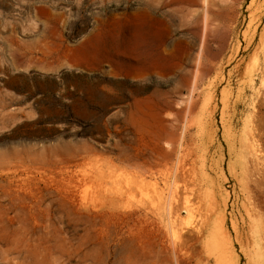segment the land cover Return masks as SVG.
Instances as JSON below:
<instances>
[{"label":"rangeland","instance_id":"1","mask_svg":"<svg viewBox=\"0 0 264 264\" xmlns=\"http://www.w3.org/2000/svg\"><path fill=\"white\" fill-rule=\"evenodd\" d=\"M262 124L264 0H0V264H264Z\"/></svg>","mask_w":264,"mask_h":264},{"label":"bare ground","instance_id":"2","mask_svg":"<svg viewBox=\"0 0 264 264\" xmlns=\"http://www.w3.org/2000/svg\"><path fill=\"white\" fill-rule=\"evenodd\" d=\"M194 83H195V82H194ZM194 83H193V84H194ZM195 84L198 85L199 83H198V84L195 83ZM198 86H199V85H198ZM195 88H196V87H195ZM194 102L196 103V100H195V101L193 100V103H194ZM191 103H192V100H191ZM188 104H189V102H188ZM170 105H171V104H170ZM192 105H193V104H191L190 106H192ZM194 106H195V105H193V106L191 107L192 110H193V107H194ZM197 106H198V104H197ZM171 107H172V106H171ZM188 107H189V105H188ZM195 108H196V107H194V110H195ZM188 109H189V108H188ZM185 110H186V109H185ZM187 111H188V110H187ZM190 112H191V111H190ZM190 112H189V113H190ZM192 112H193V111H192ZM192 112H191V113H192ZM176 113H177V112H176ZM184 114H185V113H184ZM179 115H180V114H179ZM186 115H187V112H186ZM186 115H185V116H186ZM190 115H191V114H190ZM183 116H184V115H183ZM190 117H192V116H190ZM187 119H188V118H187ZM189 122H190V121H189ZM191 122H192V119H191ZM191 122H190V124H191ZM195 123H196V122H195ZM195 123H194V124H195ZM183 124H184V123H183ZM196 124H197V123H196ZM196 124H195V125H196ZM167 125H168V124H167ZM186 125H187V124H186ZM188 125H189V124H188ZM263 125H264V124H262V125H260V126L264 127ZM172 126H173V125H172ZM193 126H194V125H193ZM196 126H197V125H196ZM161 127H162V126H161ZM188 127H189V126H188ZM190 127H191V126H190ZM262 127H259V126H258V128H260V131H261V129H262V131H263V128H262ZM250 128H251V127H250ZM253 128H255V127H253ZM172 129H173V128H171L170 130L173 131ZM186 129H187V128H186ZM252 130H253V129H252ZM252 130H251L250 134H247V136L249 135L248 139H252V140H253V137L258 136L259 134L257 135V133H255V132L252 131ZM256 130H259V129L255 128V131H256ZM252 132H253V134H252ZM168 133H169V132H168ZM173 133H174V131H173ZM175 133H176V132H175ZM254 133L256 134L255 136H254ZM259 133H260V132H259ZM263 133H264V132H263ZM263 133L261 134L262 137L264 136ZM166 134H167V133H166ZM259 136H260V135H259ZM259 136H258V137H259ZM166 137H167V136H166ZM258 137H257L256 139H258ZM163 138H164V137H163ZM167 138H168V137H167ZM174 138H175V137H174ZM174 138L172 139L171 137H169L168 139H169V140L171 139V142H172V140H174ZM177 138H178V137H177ZM260 138H261V137H260ZM263 138H264V137H263ZM158 139H159V138H158ZM194 139H196V137H195ZM194 139H193V140H194ZM160 140L162 141V139H160ZM164 141H165V140H164ZM178 141H179V140H178ZM189 141H190V140H189ZM191 141H192V140H191ZM258 141H259V140H258ZM262 141L264 142V140H262ZM262 141H261V143H262ZM192 142H194V141H192ZM192 142H189L190 144L187 143V144H185V145H189V146H190ZM196 142H197V140H196ZM244 143H245V142H244ZM259 143H260V142H259ZM192 144H193V143H192ZM254 144H255V142H254ZM256 144H258V143L256 142ZM256 144H255V146H256ZM194 145H196V144H193L192 146H194ZM246 145H247V148H249V150H248L249 152L246 151V153H249V154H250V157H249V155H247V154H244V155H247V156H246V159H247V157H248L249 160L247 159V161L250 162V165H249V166L245 165L244 167H242V169H243V168H244V169H243V170L241 169V172L243 171L242 174L244 173V174H245L244 177H246V178H245L246 182H245V180H244V181L242 180V182H245V185H244L245 190H244V191L247 192V193H246L247 195H246L245 193H244V194H245V196H247V198L249 197L248 199H250V198L252 199V198H253V200L256 199L257 195L261 196V197H262V198L260 197V198H261V201H260L258 198L256 199L257 201H260V202H257V201H255V200H254L253 202H254V203H255V202L259 203L258 206H260V205H262V204L264 205V178H263L264 175L262 176V174H264V156H263V155H260L261 153L259 154L258 151H259L260 149H257V150H258V151H257L258 153L256 152V147H254L252 141L247 142ZM169 146H171V144H170ZM179 146H180V145H179ZM182 146H183V145H182ZM189 146H188V147H189ZM192 146H190V147H192ZM258 146L260 147L261 145H258ZM171 147H172V146H171ZM171 147H170V148H171ZM176 147H177V146H176ZM176 147H175V149L177 150ZM180 147H181V146H180ZM239 147H241V146H239ZM243 147H244V145H243ZM261 147L264 148V143H263V145H262ZM261 147H260V148H261ZM184 148L186 149L187 146L184 147ZM192 148H193V147H192ZM192 148H191V152H188L189 155H190V153L193 154V152H192ZM194 148H195V146H194ZM245 148H246V147H245ZM247 148H246V149H247ZM180 149H181V148H180ZM182 149H183V147H182ZM185 149H183V150L187 152V149H186V150H185ZM242 149H244V148H242ZM170 150H171V149H170ZM183 150H182V153H184V155H185V152H183ZM188 150H190V148H189ZM203 150H204V149H203ZM263 150H264V149H263ZM263 150L261 149V151H263ZM168 151H169V149H168ZM193 151H195V153H196V150L193 149ZM204 151H205V150H204ZM239 151H240V149H239ZM243 151H244V150H243ZM243 151H242V154H243ZM261 151H260V152H261ZM179 152H180V150H179ZM180 153H181V152H180ZM180 153H179V157H180ZM182 153H181V155H182ZM263 153H264V152H263ZM263 153H262V154H263ZM173 154H174V153H173ZM175 155H176V154H175ZM184 155H182V156H184ZM186 155H187V153H186ZM186 155H185V156H186ZM201 155H202V154H201ZM203 155H204V154H203ZM190 156H191V155H190ZM190 156H189V157H190ZM194 156H195V154H194ZM196 156H197V155H196ZM196 156H195V157H196ZM199 156H200V154L198 155V157H199ZM168 157H169V156H168ZM177 157H178V156H177ZM186 157L188 158V155H187ZM191 157H192V156H191ZM195 157H194V158H195ZM201 157H202V156H201ZM244 157H245V156H244ZM162 158H163V157H162ZM242 158H243V156H242ZM180 159H181V158H180ZM180 159H179V160H180ZM182 159H183V157H182ZM185 159H186V158H185ZM185 159H184V160H185ZM191 159L194 160L193 157H192ZM202 159H203V158H202ZM202 159H200V160H202ZM204 159H205V158H204ZM243 159H244V158H243ZM246 159H245V160H246ZM184 160H180V161H183V162H184ZM245 160H243V161H245ZM162 161H163V160H162ZM167 161H168V160H167ZM185 161H186V160H185ZM198 161H199V159H198ZM241 161H242V160H241ZM247 161H246V162H247ZM163 162H165V158H164V161H163ZM178 162H179V161H178ZM200 162H201V161H200ZM165 163H167V162H165ZM179 163H180V162H179ZM187 163H188V162H187ZM187 163H185V164L183 163V164L186 165ZM194 163H195V162H194ZM242 163H243V162H242ZM247 163H248V162H247ZM177 164H178V163H177ZM180 164H181V163H180ZM191 164L193 165V163H191ZM191 164H190V165H191ZM200 164H201V163H200ZM202 164H203V162H202ZM244 164H245V163H244ZM244 164H243V165H244ZM165 165H166V164H165ZM172 165H173V164H172ZM175 165H176V164H175ZM184 165H183V166H184ZM198 165H199V164H198ZM187 166H188V165H187ZM202 166H204V165H202ZM241 166H242V165H241ZM164 167H165V166H164ZM176 167H177V166H176ZM181 167H182V166H181ZM167 168H168V167H167ZM182 168H183V167H182ZM184 168L186 169V167H184ZM184 168H183V169H184ZM190 168H192V167L189 166V167H188V170H189V172L192 173L193 170H191ZM164 169H166V168H164ZM171 169H172V167L170 168V170H169V169H168V170L171 171ZM179 169H180V167H179ZM183 169H182V170H183ZM195 169H196V165H195L194 170H195ZM180 170H181V169H180ZM180 170H178V173L182 171V170H181V171H180ZM188 170H186V171L188 172ZM190 170H191V171H190ZM183 171H185V170H183ZM183 171H182V172H183ZM199 171H200V170H199ZM165 172H166V170H165ZM187 172H185V173H187ZM189 172H188V173H189ZM166 173H167V172H166ZM191 173H189V174H187V175H189V177H190V174H191ZM168 174H169V173H168ZM168 174H166V176H167ZM195 174H196V172H195ZM242 174H241V176H242ZM164 175H165V173H164ZM182 175H183V174H182ZM182 175H181V179H182ZM184 176H185L186 178L188 177V176H186V174H184ZM178 177H180V174H177L176 172H174V174H173V178H174L173 181L181 182L182 180H181V181H178V180H179ZM185 177L183 178L184 181H185V179H186ZM189 177H188V178H189ZM193 177L195 178V176H191L190 178L192 179ZM188 178H187V179H188ZM190 178H189V179H190ZM191 179H190V180H191ZM241 179H243V176L241 177ZM241 179H240V180H241ZM190 180H189V181H190ZM238 180H239V179H238ZM173 181H172V183L174 184ZM184 181H183V182H184ZM186 181H187V180H186ZM186 181H185V182H186ZM185 182H184V183H185ZM198 182H199V181L197 180V183H198ZM200 182H201V180H200ZM172 183H171V185H173ZM175 183H176V182H175ZM192 183H193V182L191 181V184H192ZM197 183L195 184L196 187H197L198 185H200V184L197 185ZM177 184H178V183H177ZM177 184H176V185H177ZM181 184H182V186H183V183H181ZM186 184H189V182H188V183H185V186H186ZM191 184H190L189 186L192 188ZM243 184H244V183H242V185H241V181H240V186H243ZM178 185H179V184H178ZM193 186H194V185H193ZM172 187H173V186H172ZM172 187L170 186V188H172ZM179 187H180V185H179ZM179 187H178V189H179ZM194 187H195V186H194ZM173 188L176 189L175 187H173ZM182 188H184V187H182ZM187 188H188V186L186 187V189H187ZM178 189H177L176 191L179 192V190H180L181 188H180L179 190H178ZM186 189H185L184 191H186ZM195 189H196V188H195ZM195 189H194V190H195ZM198 189H199V191H198ZM198 189H196L195 191H196V192H197V191L200 192V187H198ZM190 190H191V189H190ZM190 190H189V191H190ZM192 190H193V189H192ZM192 190H191V191H192ZM170 191H171V190H170ZM170 191H169V192H170ZM174 191H175V190H174ZM181 191H183V189H181ZM184 191H183V192H179L178 195H177L176 192H175V194H176V199H175V201H177L178 199L180 200L181 198H183V197H181V198H179V197L182 196V195H180L181 193L183 194V196H184V194L187 193V191H186V193H184ZM189 191H188V192H189ZM191 191H190V192H191ZM193 192H194V191H193ZM170 193H171V192H170ZM173 193H174V192H173ZM171 195H172V193H171ZM173 195H174V194H173ZM179 195H180V196H179ZM197 195H198V194H197ZM241 195L243 196V194H241ZM178 196H179V197H178ZM173 197H174V196H173ZM177 198H178V199H177ZM243 198H245V197H243ZM247 198H246V199H247ZM185 199H186V198H185ZM188 199H189V198H188ZM251 201H252V200H251ZM251 201H250V202L248 201L246 204H248V203L250 204ZM177 202H178V201H177ZM177 202H175L174 205H173V207H174V206H176V205L178 204L177 207H175L176 210H177L178 208H181L180 206H181V204H182V203H181L182 201H179L178 203H177ZM176 203H177V204H176ZM180 203H181V204H180ZM185 203H186V202H185V200H184V204H185ZM261 203H262V204H261ZM175 204H176V205H175ZM179 204H180V205H179ZM184 204H183V205H184ZM188 205H189V204H188ZM251 205H254V204L251 203L250 206H251ZM263 205H262V206H263ZM262 206H260L258 210H260V208H263ZM173 207H172V208H173ZM185 207H186V206H185ZM190 207H191V205H190ZM190 207H189V208H190ZM255 207H257V206L254 205V210H256ZM191 208H192V207H191ZM186 209H187V207H186ZM248 209H249V208H248ZM248 209H247V210H248ZM263 209H264V208H263ZM188 210H190V209H188ZM250 210H251V209H250ZM254 210H253L252 212H254ZM171 211H173V210H171ZM191 211L193 212L192 209H191ZM169 212H170V211H169ZM169 212H168V213H169ZM188 212H189V211H188ZM252 212H250L251 215H250V213L248 214V217H249V215H250V217H251V218L249 219V221H250V223H252V227H254V228L257 227V229L259 230V228H258V227H259V224H257L258 222H257L256 219H255L256 217H254V216H255V215H254L255 212H254V214H252ZM257 212H258V211H257ZM174 213H175V210H174ZM174 213H173V214H174ZM177 213H178V212H177ZM173 214H172L171 216H173ZM175 214H176V213H175ZM186 214H187V213H186ZM257 214H258V213H257ZM177 215H178V214H177ZM177 215H176V217L178 218ZM189 215H190V213H189ZM179 216H180V214H179ZM187 216H188V214H187ZM190 216H191V215H190ZM173 217H175V216H173ZM176 217H175V218H176ZM263 218H264V217H263ZM175 220H176V219H175ZM178 220H179V218H178ZM169 221H170V220H169ZM171 221H173V220H171ZM168 223H169V222H168ZM250 226H251V225H250ZM252 227H251V228H252ZM260 228H264V224H263L262 227H260ZM260 230H261V229H260ZM260 230H259V231H260ZM259 231H258V234H260V235H259V236H256V234H255V235H254L255 238L253 237V238L255 239V241H256V239H257V240H258V239H259V240H263V239H264V235H261V234H264V233H263L262 231H261V232H259ZM253 232H254V231H253ZM258 234H257V235H258ZM251 235H252V234H251ZM249 236H250V235H249ZM249 238H251V237H249ZM254 239H253V240H254ZM250 241H251V239H250ZM262 242H263V241H262ZM253 243H255V242H253ZM263 243H264V242H263ZM263 243H262V244L260 243V244H261V246L263 245V247H264V244H263ZM257 244H258V243H257ZM258 245H259V244H258ZM253 246H255V245H253ZM174 249H175V248H174ZM174 249H173V251H174L173 253H175V250H176V249H175V250H174ZM259 250H260V248H259ZM257 251H258V249H257ZM262 251H263V250H262ZM263 253H264V251H263ZM261 256H262V255H261ZM262 259H264V258L262 257ZM263 263H264V262H263Z\"/></svg>","mask_w":264,"mask_h":264}]
</instances>
